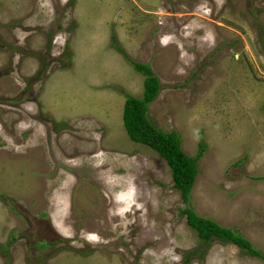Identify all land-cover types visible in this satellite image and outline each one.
<instances>
[{"label": "rangeland", "instance_id": "obj_1", "mask_svg": "<svg viewBox=\"0 0 264 264\" xmlns=\"http://www.w3.org/2000/svg\"><path fill=\"white\" fill-rule=\"evenodd\" d=\"M112 37L159 78L149 120L204 146L187 201L125 131L144 75ZM263 102L264 0H0V264H184L200 246L188 264H264L181 212L264 251Z\"/></svg>", "mask_w": 264, "mask_h": 264}, {"label": "trees", "instance_id": "obj_2", "mask_svg": "<svg viewBox=\"0 0 264 264\" xmlns=\"http://www.w3.org/2000/svg\"><path fill=\"white\" fill-rule=\"evenodd\" d=\"M113 39L112 37L117 50L130 61L135 70L144 75L142 97L127 95L123 103L122 121L125 131L132 141L151 147L165 159L171 169L173 187L179 190L181 199L187 201L199 172L197 163L204 146H200L195 156L188 155L181 147V137L177 131H163L149 120L147 107L159 91V78L149 64L132 60ZM181 212L186 217V223L195 229L203 245H207L216 238L233 243L244 254L257 257L264 262V251L252 245L241 233L224 227L209 217L197 214L191 207L186 206L181 209ZM194 254L202 256L201 246L186 253L184 264H188Z\"/></svg>", "mask_w": 264, "mask_h": 264}, {"label": "bare ground", "instance_id": "obj_3", "mask_svg": "<svg viewBox=\"0 0 264 264\" xmlns=\"http://www.w3.org/2000/svg\"><path fill=\"white\" fill-rule=\"evenodd\" d=\"M55 229H56V227H54ZM56 230H58V229H56ZM58 232H59V230H58Z\"/></svg>", "mask_w": 264, "mask_h": 264}, {"label": "clouds", "instance_id": "obj_4", "mask_svg": "<svg viewBox=\"0 0 264 264\" xmlns=\"http://www.w3.org/2000/svg\"><path fill=\"white\" fill-rule=\"evenodd\" d=\"M52 225L54 226V224L52 223Z\"/></svg>", "mask_w": 264, "mask_h": 264}]
</instances>
